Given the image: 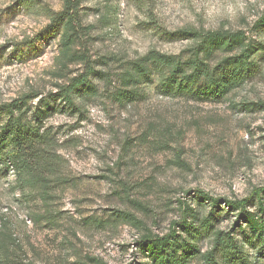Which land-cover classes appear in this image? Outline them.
Listing matches in <instances>:
<instances>
[{
    "label": "rangeland",
    "instance_id": "obj_1",
    "mask_svg": "<svg viewBox=\"0 0 264 264\" xmlns=\"http://www.w3.org/2000/svg\"><path fill=\"white\" fill-rule=\"evenodd\" d=\"M74 1L63 57L64 28L52 23L63 0H0V105L35 95L28 116L40 113L60 157L46 187L0 166V264H150L142 240L179 233L190 221L184 208L198 220L210 213L216 229H236L239 241L242 231L250 235L223 200H245L258 215L264 0ZM185 29L244 33L259 47L251 80L220 100L171 98L157 92L162 71L151 67L141 97L119 104L124 72L149 52L189 56L196 42L179 34ZM80 78L86 83L67 102L62 90ZM196 244L201 253L210 246L206 237ZM187 264L203 262L196 255Z\"/></svg>",
    "mask_w": 264,
    "mask_h": 264
},
{
    "label": "trees",
    "instance_id": "obj_2",
    "mask_svg": "<svg viewBox=\"0 0 264 264\" xmlns=\"http://www.w3.org/2000/svg\"><path fill=\"white\" fill-rule=\"evenodd\" d=\"M74 10L75 1L63 0V9L52 21L61 22L64 28L63 57L70 48L68 41L72 35L68 32L72 29ZM257 25H264V16ZM179 34L196 42L189 56L181 60L175 55L149 52L124 72L122 83L128 90L116 93L119 104L134 103L141 97L137 89L145 79L150 78L151 67L162 71L157 92L171 98L185 95L194 97L196 92H200L207 99H224L253 77L256 64L252 57L259 47L246 42L244 33L185 29ZM216 51L220 52L221 57L212 64L211 59ZM86 80L87 78L72 80L62 90L63 98L71 102V93L82 87ZM85 94L94 96V91L86 87ZM34 96L26 95L0 105V166L12 168L21 183L24 181L46 187L48 178L55 176L60 170V157L49 131L41 130L43 126L39 123L40 113L34 112L31 117L28 116L30 109L27 103ZM260 194H264V188L258 189L255 194L258 199V215L248 211L245 200H223L228 209L239 214L234 222L235 226L241 230L245 225L250 231V235L242 231L241 241L234 236L236 229H216L210 213L198 220L189 208H184L182 213L190 221L179 225V233L172 228L163 236L147 235L142 240L150 264H187L196 255L200 256L203 264H264V209ZM215 202L217 203L212 200L211 204ZM240 219L243 223H240ZM196 221L198 224L194 226ZM174 225L175 223L172 227ZM200 237L208 238L210 243L203 253L196 244ZM249 249L254 251L252 257L248 253Z\"/></svg>",
    "mask_w": 264,
    "mask_h": 264
}]
</instances>
